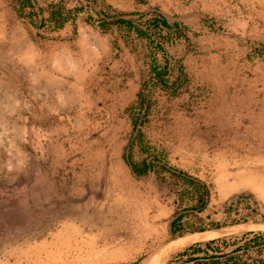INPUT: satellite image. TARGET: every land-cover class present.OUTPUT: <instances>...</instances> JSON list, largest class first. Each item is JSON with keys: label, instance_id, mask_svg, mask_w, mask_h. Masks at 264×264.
Masks as SVG:
<instances>
[{"label": "rangeland", "instance_id": "374dc122", "mask_svg": "<svg viewBox=\"0 0 264 264\" xmlns=\"http://www.w3.org/2000/svg\"><path fill=\"white\" fill-rule=\"evenodd\" d=\"M146 1L195 15L168 58H111L89 0H0V264H185L221 238L166 249L190 232L264 231V0Z\"/></svg>", "mask_w": 264, "mask_h": 264}, {"label": "crops", "instance_id": "0c3cea01", "mask_svg": "<svg viewBox=\"0 0 264 264\" xmlns=\"http://www.w3.org/2000/svg\"><path fill=\"white\" fill-rule=\"evenodd\" d=\"M89 1L98 15L96 33L92 32L90 37L103 46L110 43L111 58H136L135 54L140 52L136 46L138 42L142 44L143 51L147 54L155 53L158 58H168L164 44L172 46L182 43L178 36L185 28L189 29L186 24H180L178 21L195 16L188 12L182 14L181 17L175 16L174 21L170 22L155 2L151 3L146 0ZM132 40L135 41L131 44Z\"/></svg>", "mask_w": 264, "mask_h": 264}, {"label": "trees", "instance_id": "16d2710c", "mask_svg": "<svg viewBox=\"0 0 264 264\" xmlns=\"http://www.w3.org/2000/svg\"><path fill=\"white\" fill-rule=\"evenodd\" d=\"M55 17L57 15L53 13L52 19ZM55 23L59 24L61 22L57 21ZM127 161L131 165L132 172L137 174L135 167L129 160ZM198 188L204 189L203 185L198 186ZM204 190L201 198L206 193ZM203 205V200L199 199L198 211L201 210ZM168 231L172 237H180L185 234L186 230L181 224L180 217L170 222ZM180 257H182L184 263L191 264H264V231L246 232L238 238L237 236H230L197 242L183 249Z\"/></svg>", "mask_w": 264, "mask_h": 264}, {"label": "water", "instance_id": "95a60500", "mask_svg": "<svg viewBox=\"0 0 264 264\" xmlns=\"http://www.w3.org/2000/svg\"><path fill=\"white\" fill-rule=\"evenodd\" d=\"M212 233H215L216 235H219L220 237H224L229 232H227L225 230H216V231L207 230V231H199V232H190L187 236L182 237V238H180L178 240H174V241L170 242L169 248H166V249L170 250V248L173 249L174 247H179V246L186 245L187 243H189L187 241V239H189L190 237H193V236L202 237V236H205V235H210ZM181 240H182V242H181Z\"/></svg>", "mask_w": 264, "mask_h": 264}, {"label": "bare ground", "instance_id": "6f19581e", "mask_svg": "<svg viewBox=\"0 0 264 264\" xmlns=\"http://www.w3.org/2000/svg\"><path fill=\"white\" fill-rule=\"evenodd\" d=\"M215 236V233L211 234V235H205V236H202V237H199V236H193V237H190L189 239H187L188 242H194V241H197V240H205V239H209V238H212ZM182 242V240H181ZM167 251V250H166ZM168 252V251H167ZM166 252V253H167ZM163 256V255H161ZM165 256V255H164ZM161 258V257H160ZM155 259V258H154ZM165 259V258H164ZM152 264H160V261H153Z\"/></svg>", "mask_w": 264, "mask_h": 264}]
</instances>
